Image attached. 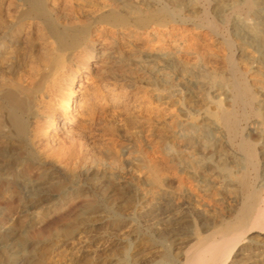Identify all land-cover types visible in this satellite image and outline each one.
<instances>
[{"label": "bare ground", "instance_id": "obj_1", "mask_svg": "<svg viewBox=\"0 0 264 264\" xmlns=\"http://www.w3.org/2000/svg\"><path fill=\"white\" fill-rule=\"evenodd\" d=\"M97 186L177 212V264H264V0H0V264Z\"/></svg>", "mask_w": 264, "mask_h": 264}, {"label": "rangeland", "instance_id": "obj_2", "mask_svg": "<svg viewBox=\"0 0 264 264\" xmlns=\"http://www.w3.org/2000/svg\"><path fill=\"white\" fill-rule=\"evenodd\" d=\"M43 188L49 190L48 186ZM85 191L80 190L71 201L31 221L23 230L20 243L30 257L29 264H177L178 251L186 248L184 244L175 245L168 235L177 212L159 206L141 218V201L118 204L110 211L103 186ZM86 203L99 210L102 221L97 220L99 217L83 221L75 216L78 207ZM186 210L189 221L179 225L184 231L205 236L212 226L200 220L202 210L195 204L187 205ZM4 211L5 206L0 205V218ZM6 225V221L0 222L1 228ZM77 247L85 251L72 257Z\"/></svg>", "mask_w": 264, "mask_h": 264}]
</instances>
